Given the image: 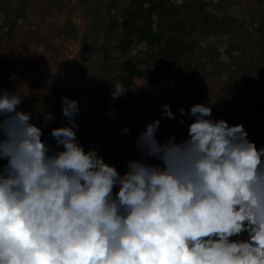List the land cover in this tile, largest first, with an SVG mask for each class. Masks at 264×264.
Returning <instances> with one entry per match:
<instances>
[{
    "label": "clouds",
    "instance_id": "1",
    "mask_svg": "<svg viewBox=\"0 0 264 264\" xmlns=\"http://www.w3.org/2000/svg\"><path fill=\"white\" fill-rule=\"evenodd\" d=\"M128 88L115 81L111 98ZM21 103L0 92V264H264V148L242 124L180 108L188 138L160 143V120L147 124L121 174L79 143L77 101L62 98L55 150Z\"/></svg>",
    "mask_w": 264,
    "mask_h": 264
},
{
    "label": "rangeland",
    "instance_id": "2",
    "mask_svg": "<svg viewBox=\"0 0 264 264\" xmlns=\"http://www.w3.org/2000/svg\"><path fill=\"white\" fill-rule=\"evenodd\" d=\"M127 1L9 0L8 24L4 25L5 16L0 14V92H19V111H52L55 119L49 122L52 126L44 128L46 134L42 136L50 148L56 149L54 138L48 136L51 129L68 124L61 101L70 96L80 107L75 116L79 143L86 151L94 148L121 174L127 171L129 161L140 159L136 141L147 124L160 120L156 133L160 143L172 136L177 142L187 139L193 118L182 116L179 109L188 112L195 104L210 106L213 120L228 121L229 114L235 113L231 126L242 124L248 139L258 149L264 148V77L252 101L242 110L232 109L233 87L245 81L253 59L264 48V36L256 31V25L264 19V0H225L233 33L195 38L196 47L204 48L207 55L193 78L175 86L176 92L167 99L147 90L154 80L163 82L162 75L137 76L144 99H138L132 119L112 125L104 118L97 97L99 77H104L113 91L114 82L121 76V63L145 50L143 44H135L130 53L122 54L114 37L106 40L102 35L108 10L116 14ZM174 2L180 4L181 0ZM229 50L237 60L231 61ZM165 104L170 105L174 119H161ZM37 117L38 113L33 116L34 123ZM124 128L130 132L124 133ZM147 162L159 163L155 159ZM247 238L245 232L232 239Z\"/></svg>",
    "mask_w": 264,
    "mask_h": 264
},
{
    "label": "trees",
    "instance_id": "3",
    "mask_svg": "<svg viewBox=\"0 0 264 264\" xmlns=\"http://www.w3.org/2000/svg\"><path fill=\"white\" fill-rule=\"evenodd\" d=\"M117 0H110L116 2ZM120 11L113 14L108 10L106 24L101 26L104 39L114 37L116 48L128 54L135 44H143L145 50L120 65V79L127 92L111 98L106 79L99 77L97 97L101 110L109 124H125L137 109L138 99L145 93L137 87V76L154 77L162 75L163 82L154 80L147 85L149 92L157 91L163 98L176 92L175 86L184 85L197 73L207 52L196 47V37L209 38L219 34L231 35L232 21L227 15L225 0H128ZM9 0H0V14L5 16L4 25L9 23ZM254 22V21H253ZM10 28V27H9ZM258 35L264 36V19L256 25ZM106 49V47H103ZM231 61L237 60L228 51ZM264 77V48L253 59L246 79L232 89V109L242 110L255 97L257 88ZM235 113L228 116L231 126Z\"/></svg>",
    "mask_w": 264,
    "mask_h": 264
},
{
    "label": "built area",
    "instance_id": "4",
    "mask_svg": "<svg viewBox=\"0 0 264 264\" xmlns=\"http://www.w3.org/2000/svg\"><path fill=\"white\" fill-rule=\"evenodd\" d=\"M68 99H70V100H74V98L73 97H69ZM79 107V106H78ZM80 108V107H79ZM49 109H45V110H41V109H33V110H31V113L33 114V116L35 115V114H37L38 113V117L36 118V121H35V123L37 124V126H39V127H41L42 128V130H44V128H46L47 126H52L51 125V123H48L47 125H44V123H43V120H42V115H43V113L44 112H47ZM49 112V111H48ZM51 113H52V111H50ZM44 134H46V133H44L43 132V135ZM49 137H51V134H49L48 135ZM50 139H53V138H50Z\"/></svg>",
    "mask_w": 264,
    "mask_h": 264
}]
</instances>
